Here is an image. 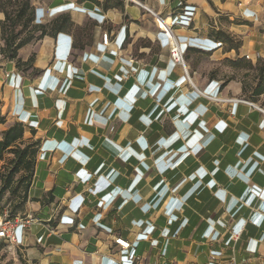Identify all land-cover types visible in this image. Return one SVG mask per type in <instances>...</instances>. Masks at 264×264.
<instances>
[{
    "label": "crops",
    "instance_id": "0c3cea01",
    "mask_svg": "<svg viewBox=\"0 0 264 264\" xmlns=\"http://www.w3.org/2000/svg\"><path fill=\"white\" fill-rule=\"evenodd\" d=\"M96 1L31 0L36 22L71 23L18 49L25 72L0 57V139L21 122L39 140L25 262L264 264V82L247 66L264 0Z\"/></svg>",
    "mask_w": 264,
    "mask_h": 264
},
{
    "label": "trees",
    "instance_id": "16d2710c",
    "mask_svg": "<svg viewBox=\"0 0 264 264\" xmlns=\"http://www.w3.org/2000/svg\"><path fill=\"white\" fill-rule=\"evenodd\" d=\"M91 1L97 2L96 0ZM0 12L4 15V18L0 20V56L14 61L17 68L23 66L27 69L33 61V55L26 61H22L18 57L19 48L33 39L42 38L44 35L54 36L56 32L61 31L71 23L69 18L65 16L53 19L49 23L36 22L35 10L31 0H0ZM221 34L223 33L217 32V35ZM236 62L238 61L234 63ZM258 63L255 66L248 63L247 66L257 69L258 85H261L264 82V61L260 65ZM257 92L258 90H254V94H258ZM2 122H4V117L0 116V123ZM24 131L23 123L14 122L2 132L0 139V158L5 151L12 155L9 159L8 169L0 172V197L5 192L20 193L21 195L13 212L17 210L23 212L24 210L39 148V140L24 142ZM30 131L31 134L34 133L33 129Z\"/></svg>",
    "mask_w": 264,
    "mask_h": 264
},
{
    "label": "rangeland",
    "instance_id": "374dc122",
    "mask_svg": "<svg viewBox=\"0 0 264 264\" xmlns=\"http://www.w3.org/2000/svg\"><path fill=\"white\" fill-rule=\"evenodd\" d=\"M18 69L23 72H25L26 70L23 66ZM35 140L38 139H34L32 135L28 138H24V142H29V141L33 142ZM11 157L12 155L9 154L7 151L2 153V157L0 158V172L6 171L8 169L9 159ZM20 198H21L20 193L11 194L9 192H5L2 195V197H0V216L11 219L14 218L15 216H22L23 212L20 210L13 212L16 206L18 205ZM0 264H27V263L25 262L22 256V252L19 251L18 247L13 246L8 242L0 241Z\"/></svg>",
    "mask_w": 264,
    "mask_h": 264
},
{
    "label": "built area",
    "instance_id": "2783aa9c",
    "mask_svg": "<svg viewBox=\"0 0 264 264\" xmlns=\"http://www.w3.org/2000/svg\"><path fill=\"white\" fill-rule=\"evenodd\" d=\"M102 42L107 44L108 34L102 33ZM170 57L179 64H183L182 53L176 40L172 39L170 45ZM33 217L30 214H23L22 216H15L14 218H5L0 216V241L8 242L17 247L16 230L18 228H26L29 226ZM115 242L122 248L128 247V242L121 238H116Z\"/></svg>",
    "mask_w": 264,
    "mask_h": 264
}]
</instances>
